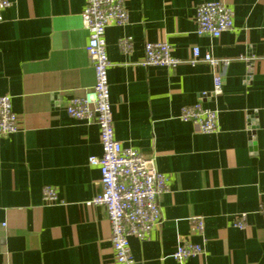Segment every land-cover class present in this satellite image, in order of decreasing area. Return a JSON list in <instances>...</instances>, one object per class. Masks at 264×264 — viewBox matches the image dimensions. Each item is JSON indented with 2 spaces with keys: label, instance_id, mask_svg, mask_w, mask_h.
<instances>
[{
  "label": "crops",
  "instance_id": "obj_1",
  "mask_svg": "<svg viewBox=\"0 0 264 264\" xmlns=\"http://www.w3.org/2000/svg\"><path fill=\"white\" fill-rule=\"evenodd\" d=\"M0 21V95L11 96L18 130L0 140V264H116L100 192L99 129L65 106L94 83L81 20L85 0H9ZM204 0H123L125 25L105 29L114 135L153 158L168 178L160 222L147 239L129 237L138 264H264V0H220L233 26L198 35L194 7ZM128 36L130 50L119 46ZM165 41L173 56L228 58L213 95L208 62L142 64L146 42ZM218 111L202 133L178 118L182 106ZM59 202L43 204L42 187ZM244 213L245 226L234 222ZM204 220L198 234L191 218ZM178 238L204 246L179 263Z\"/></svg>",
  "mask_w": 264,
  "mask_h": 264
},
{
  "label": "built area",
  "instance_id": "obj_2",
  "mask_svg": "<svg viewBox=\"0 0 264 264\" xmlns=\"http://www.w3.org/2000/svg\"><path fill=\"white\" fill-rule=\"evenodd\" d=\"M11 5L9 0H0L1 11ZM81 20L88 33L86 52L94 72V83L85 88L82 95L72 96L66 113L85 123H95L99 129L100 156H90L88 163L99 169L100 192L92 204L104 208L110 224V243L116 264H138L129 247V237L147 239L152 229L160 222L159 195L167 189V176L159 172L153 158L136 148L123 146L114 135L112 106L110 102L108 68L110 65L105 42L108 25H125L128 12L123 0H85ZM194 21L198 35L219 37L233 26V10L220 0H204L194 7ZM131 39H119L123 50L131 49ZM194 64L208 62L215 70L213 95L222 90V77L218 67L226 66L228 58H218L211 53L201 54L198 46L191 50L189 58L182 60L173 56L170 45L165 41L144 44L145 66L156 65L173 68L182 62ZM178 118L195 124L202 133L218 129V111L201 103L182 106ZM18 130L17 114L12 109L11 96L0 95V140ZM43 204H56L58 192L54 186L45 185L41 190ZM264 211V204H261ZM245 214L240 213L234 225L243 228ZM194 230L202 235L204 220L200 216L191 218ZM204 254V246L185 238H178L171 257L181 263L191 256Z\"/></svg>",
  "mask_w": 264,
  "mask_h": 264
}]
</instances>
